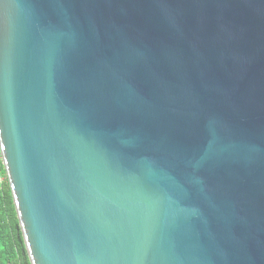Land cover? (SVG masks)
<instances>
[{
  "label": "water",
  "instance_id": "95a60500",
  "mask_svg": "<svg viewBox=\"0 0 264 264\" xmlns=\"http://www.w3.org/2000/svg\"><path fill=\"white\" fill-rule=\"evenodd\" d=\"M0 153L31 264H264V0H0Z\"/></svg>",
  "mask_w": 264,
  "mask_h": 264
},
{
  "label": "trees",
  "instance_id": "16d2710c",
  "mask_svg": "<svg viewBox=\"0 0 264 264\" xmlns=\"http://www.w3.org/2000/svg\"><path fill=\"white\" fill-rule=\"evenodd\" d=\"M0 175V264H31L1 157Z\"/></svg>",
  "mask_w": 264,
  "mask_h": 264
},
{
  "label": "built area",
  "instance_id": "2783aa9c",
  "mask_svg": "<svg viewBox=\"0 0 264 264\" xmlns=\"http://www.w3.org/2000/svg\"><path fill=\"white\" fill-rule=\"evenodd\" d=\"M0 157H1V153H0ZM1 159H2V157H1ZM3 180H4V178L0 175V185L2 184Z\"/></svg>",
  "mask_w": 264,
  "mask_h": 264
}]
</instances>
